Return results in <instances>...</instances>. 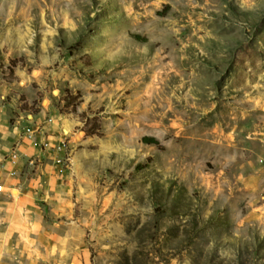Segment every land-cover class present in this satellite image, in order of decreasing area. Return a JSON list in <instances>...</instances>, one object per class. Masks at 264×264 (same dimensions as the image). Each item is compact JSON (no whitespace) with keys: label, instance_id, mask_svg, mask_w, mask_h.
I'll return each mask as SVG.
<instances>
[{"label":"rangeland","instance_id":"obj_1","mask_svg":"<svg viewBox=\"0 0 264 264\" xmlns=\"http://www.w3.org/2000/svg\"><path fill=\"white\" fill-rule=\"evenodd\" d=\"M35 125L18 179L87 264H264V0H0L10 149Z\"/></svg>","mask_w":264,"mask_h":264},{"label":"crops","instance_id":"obj_2","mask_svg":"<svg viewBox=\"0 0 264 264\" xmlns=\"http://www.w3.org/2000/svg\"><path fill=\"white\" fill-rule=\"evenodd\" d=\"M3 128L0 127L2 163L16 141ZM19 147L23 157L37 152L25 140ZM0 183L6 190L0 194V264H87L86 248L78 242L70 214L64 217L58 213L49 219L44 216L36 193L38 190L40 194L39 184L25 183L6 173ZM14 190L19 192L18 197L11 196Z\"/></svg>","mask_w":264,"mask_h":264},{"label":"built area","instance_id":"obj_3","mask_svg":"<svg viewBox=\"0 0 264 264\" xmlns=\"http://www.w3.org/2000/svg\"><path fill=\"white\" fill-rule=\"evenodd\" d=\"M50 122V120H49ZM29 123L34 124L33 120L29 121ZM32 126V125H31ZM41 133V129L39 125H35L34 128L28 127L24 132V137L30 143L34 142V138L36 134ZM69 147V142L61 136L58 142L54 146H49L48 143H44L41 146V151L47 152V154H52V161L56 166H61L67 159H66V152ZM23 159L20 150L15 146L10 149L8 155L5 157L4 162L2 163L1 167L5 171L6 175L11 178H20L23 172ZM40 161V160H39ZM27 164L29 166H33L35 164L34 160L29 159L27 160ZM5 187L3 183H0V194L5 193Z\"/></svg>","mask_w":264,"mask_h":264},{"label":"trees","instance_id":"obj_4","mask_svg":"<svg viewBox=\"0 0 264 264\" xmlns=\"http://www.w3.org/2000/svg\"><path fill=\"white\" fill-rule=\"evenodd\" d=\"M131 37L136 41H142V42L145 41L144 38L138 34H133ZM142 142L148 145H155V146L159 145V141L154 137H148V136L143 137Z\"/></svg>","mask_w":264,"mask_h":264}]
</instances>
